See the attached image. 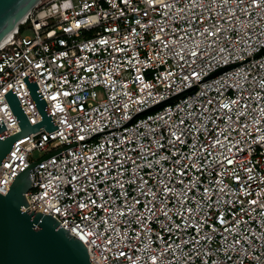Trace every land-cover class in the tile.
<instances>
[{
	"label": "built area",
	"instance_id": "1",
	"mask_svg": "<svg viewBox=\"0 0 264 264\" xmlns=\"http://www.w3.org/2000/svg\"><path fill=\"white\" fill-rule=\"evenodd\" d=\"M30 71L57 128L14 142L0 192L36 161L29 210L94 264H264V0H40L0 43L9 135L11 87L42 119Z\"/></svg>",
	"mask_w": 264,
	"mask_h": 264
},
{
	"label": "water",
	"instance_id": "2",
	"mask_svg": "<svg viewBox=\"0 0 264 264\" xmlns=\"http://www.w3.org/2000/svg\"><path fill=\"white\" fill-rule=\"evenodd\" d=\"M39 1L0 0V43ZM22 79L42 119L30 124L13 88L4 93L21 130L9 135L0 119V165L16 140L40 128L47 132L57 128L31 71ZM187 92L185 90L155 107ZM35 164L36 161H32L24 167L14 176L8 190L0 192V264H94L82 240L65 229L55 216L29 210L26 192L31 186L30 169Z\"/></svg>",
	"mask_w": 264,
	"mask_h": 264
},
{
	"label": "rangeland",
	"instance_id": "3",
	"mask_svg": "<svg viewBox=\"0 0 264 264\" xmlns=\"http://www.w3.org/2000/svg\"><path fill=\"white\" fill-rule=\"evenodd\" d=\"M24 33H30V31L29 30H25ZM43 153H44V151L36 149V150H34L32 152L31 158L38 159V158H40L43 155Z\"/></svg>",
	"mask_w": 264,
	"mask_h": 264
}]
</instances>
